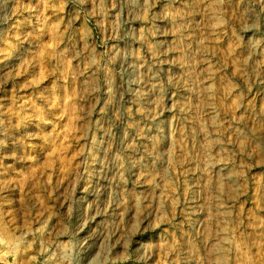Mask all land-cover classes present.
Instances as JSON below:
<instances>
[{
    "label": "rangeland",
    "instance_id": "1",
    "mask_svg": "<svg viewBox=\"0 0 264 264\" xmlns=\"http://www.w3.org/2000/svg\"><path fill=\"white\" fill-rule=\"evenodd\" d=\"M0 264H264V0H0Z\"/></svg>",
    "mask_w": 264,
    "mask_h": 264
}]
</instances>
